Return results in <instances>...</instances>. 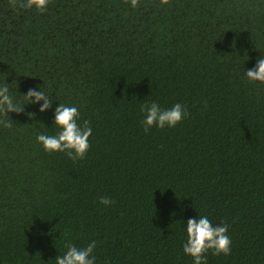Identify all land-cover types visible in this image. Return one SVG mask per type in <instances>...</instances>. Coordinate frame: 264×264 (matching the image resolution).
I'll list each match as a JSON object with an SVG mask.
<instances>
[{
    "label": "trees",
    "instance_id": "obj_1",
    "mask_svg": "<svg viewBox=\"0 0 264 264\" xmlns=\"http://www.w3.org/2000/svg\"><path fill=\"white\" fill-rule=\"evenodd\" d=\"M262 57L264 0H0V87L24 107L0 114V264H55L92 241L96 264H194L199 216L232 240L208 264H264V83L245 74ZM152 102L187 115L145 132ZM60 103L90 122L83 159L36 139L60 131Z\"/></svg>",
    "mask_w": 264,
    "mask_h": 264
},
{
    "label": "clouds",
    "instance_id": "obj_2",
    "mask_svg": "<svg viewBox=\"0 0 264 264\" xmlns=\"http://www.w3.org/2000/svg\"><path fill=\"white\" fill-rule=\"evenodd\" d=\"M50 0H10V6L16 9H32L35 7L38 11L47 10ZM129 2V0H126ZM169 0H161V4H168ZM133 8L139 7V0H130ZM246 77L253 82L264 83V57L259 58L254 68L246 71ZM24 96L29 103L40 104V112L50 109L53 100L42 90L30 88ZM141 110L146 113L142 123L144 131L157 126L163 129L165 126L175 127L187 115V109L180 103H176L169 109H163L157 102L151 105H142ZM24 107H21L10 94L9 87L6 85L0 87V114L7 116L9 112L21 113ZM32 115V114H30ZM80 112L76 106H66L60 103L55 109V125L60 131L55 135L38 134L36 139L48 152H65L73 161L83 159L91 145L89 138L92 135L90 122L85 120L83 126L78 123ZM0 125L11 127L8 120L0 119ZM100 203L108 206L114 203L108 197L100 198ZM229 226L224 224L213 225L207 216L199 218H190L187 221L186 233L187 241L183 245L185 254L194 258V264H208L205 253L210 250L214 255H230L232 251V240L228 235ZM67 251L62 256H58L55 264H96V258L93 255L96 248V241H92L85 248H78L73 244L66 245Z\"/></svg>",
    "mask_w": 264,
    "mask_h": 264
}]
</instances>
